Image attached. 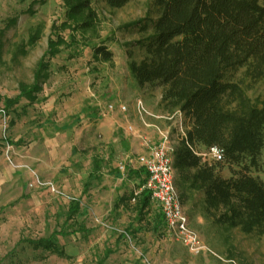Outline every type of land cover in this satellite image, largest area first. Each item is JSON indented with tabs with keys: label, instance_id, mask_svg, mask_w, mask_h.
I'll return each instance as SVG.
<instances>
[{
	"label": "rangeland",
	"instance_id": "1",
	"mask_svg": "<svg viewBox=\"0 0 264 264\" xmlns=\"http://www.w3.org/2000/svg\"><path fill=\"white\" fill-rule=\"evenodd\" d=\"M149 4L133 0L110 10L103 0H91L95 27L72 32L66 0H0V31L15 22L2 38L0 59V264H264V237L218 229L201 216L197 202L183 210L215 256L193 255L172 241L155 218L156 204L141 222L133 203L115 206L117 199L145 190L146 175L136 161L145 152L143 141H159L155 128L167 131L175 145L181 136L178 118L168 120L160 110L161 90L138 89L127 69L123 44L136 38L123 26L144 18ZM36 33V44L16 55ZM57 34L65 44L48 60V42ZM96 45L113 54L112 62L94 60ZM42 59L50 68L38 100L23 99L4 114L1 99L15 98L20 83L30 84ZM247 94L264 107V84L253 85ZM138 102L148 114L143 121ZM110 104L125 105L127 111L111 113ZM183 123L184 131L188 122L183 118ZM120 164L123 175L116 174ZM128 170L142 172L130 177ZM220 174L231 176L226 166ZM250 176L264 182V152ZM72 200L80 201V211L65 224ZM64 224L66 234L58 241L67 258L28 243L48 238Z\"/></svg>",
	"mask_w": 264,
	"mask_h": 264
},
{
	"label": "trees",
	"instance_id": "2",
	"mask_svg": "<svg viewBox=\"0 0 264 264\" xmlns=\"http://www.w3.org/2000/svg\"><path fill=\"white\" fill-rule=\"evenodd\" d=\"M133 0H103L110 10H119ZM144 18L123 26L136 39L123 44L130 79L138 89L159 88L160 110L167 117L180 114L188 122L172 154L174 184L182 207L200 208L201 216L224 232L238 230L245 236L264 237V182L250 176L264 152V107L247 94L253 85L264 84V2L262 0H149ZM72 32L94 28L91 0H66ZM15 24L0 31L2 38ZM39 33L33 34L16 55H25ZM65 43L59 35L48 42V60ZM95 61L109 63L113 54L103 45L92 48ZM15 57V56H14ZM49 61L40 60L30 84L20 83L19 94L1 99L8 114L26 100L33 104L49 77ZM239 74V76H238ZM238 76V77H237ZM9 144H12L7 140ZM215 148L222 160L208 164L197 152ZM100 164L96 162V171ZM247 164V165H246ZM229 168L230 177L220 171ZM233 167L240 168L238 171ZM142 172V171H141ZM141 172L128 170V175ZM145 172V171H144ZM120 175L119 170L116 171ZM146 175V174H145ZM134 205L142 216L154 203L143 190L117 199L115 206ZM80 211V201L68 205L65 224ZM156 219L163 224L158 208ZM28 241L34 250L67 258L58 237ZM109 256V255H107ZM106 256V257H107Z\"/></svg>",
	"mask_w": 264,
	"mask_h": 264
},
{
	"label": "built area",
	"instance_id": "3",
	"mask_svg": "<svg viewBox=\"0 0 264 264\" xmlns=\"http://www.w3.org/2000/svg\"><path fill=\"white\" fill-rule=\"evenodd\" d=\"M135 107L140 120L144 116H148L141 102H138ZM107 109L111 113L118 111L120 114H125L127 111L125 105L114 107L110 104ZM174 117L178 118L176 130L179 134L183 135V117L180 114H176L167 119H173ZM155 129L159 141L156 143L143 141L145 152L136 161L146 174L144 189L150 193L151 200L159 208L165 232L172 241L180 244L193 255L208 253L215 256L203 245L198 233L191 228L180 202L174 184V171L172 168V154L176 145L167 131ZM201 157L204 160L211 159L213 162L222 160L221 152L215 148L209 149ZM118 170L123 175L125 166L120 164Z\"/></svg>",
	"mask_w": 264,
	"mask_h": 264
}]
</instances>
